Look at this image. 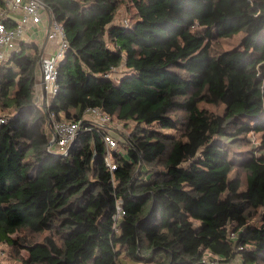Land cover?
Segmentation results:
<instances>
[{"label": "trees", "instance_id": "1", "mask_svg": "<svg viewBox=\"0 0 264 264\" xmlns=\"http://www.w3.org/2000/svg\"><path fill=\"white\" fill-rule=\"evenodd\" d=\"M42 1L69 48L47 111L35 100L39 44L0 63V245L25 248L20 264H126L121 253L209 264L207 251L264 264V0ZM123 5L128 27L114 22ZM241 30L238 48L213 51V37ZM88 107L136 123L114 171L97 127L67 155L47 150L51 113L79 119ZM252 132L259 143L237 153Z\"/></svg>", "mask_w": 264, "mask_h": 264}, {"label": "built area", "instance_id": "2", "mask_svg": "<svg viewBox=\"0 0 264 264\" xmlns=\"http://www.w3.org/2000/svg\"><path fill=\"white\" fill-rule=\"evenodd\" d=\"M40 24H46L47 31V42L39 55L41 84L49 100L44 108L47 111L58 90V66L65 58L69 48L66 30L63 24L54 18L53 14L49 25V13L42 0H0V63L8 60L12 53L20 50L22 43H31L32 36L36 34V28ZM122 24L128 27L129 19L123 18ZM107 76H110V73ZM60 116L57 118L53 113L50 115L48 132L50 142L53 141V145H56L55 150L53 145L50 150L67 155L82 130L97 127L103 132L104 142L108 150L106 164L111 171L117 169V163L112 152L118 150L120 153L126 154V148L129 145L127 142V147L119 148V138L127 140L123 137L125 135L122 132L117 131V129H121L124 122L114 120L101 107H88L79 119H69L62 114ZM5 121V115H0V123ZM124 213V205L119 200L117 201L113 225L116 231H118V219ZM204 261L209 264H243L240 258L226 260L210 251H207Z\"/></svg>", "mask_w": 264, "mask_h": 264}, {"label": "rangeland", "instance_id": "3", "mask_svg": "<svg viewBox=\"0 0 264 264\" xmlns=\"http://www.w3.org/2000/svg\"><path fill=\"white\" fill-rule=\"evenodd\" d=\"M124 7H122L121 10H119L115 16V23L117 22H122L123 18H129L131 20L132 17V12L133 9L132 7H129L127 5H123ZM246 35V32L244 30H241L237 33H235L233 36L231 37H213L212 38V48L214 52H220V51H225V50H232V49H236L240 46V43L243 39V37ZM126 69L124 68V66H119V68L117 67L116 69H113V71H111L110 73L112 74V78L118 79L120 78L124 73H125ZM110 77V76H109ZM199 105L201 107H206L214 112L217 113H222L223 109H224V105L220 104V105H215L213 103H209V102H205V101H201L199 103ZM7 112V111H6ZM5 111L0 110V115H5ZM172 114H178L181 115L183 113H172ZM136 123L135 122H129V123H125L122 125L121 129H117V131L125 133V134H130L131 130H133V128H135ZM154 126L157 127V125L155 124ZM164 133L166 134H170V135H176L177 134V129L174 128H162L159 127ZM259 134L257 133H250L249 134V138L252 141V145L249 146H240V145H236L234 146V149L237 150L238 152H241L240 150H245V149H250L251 146H255L259 143ZM240 146V147H237ZM53 149H56V145L52 146ZM244 148V149H241ZM236 171L239 170H234L233 171V176L236 173ZM241 175V177H244V172L240 171L239 173ZM24 233H20V232H16L13 234V237L15 238H20L22 236H24ZM26 257H28V251L25 248H22L20 246H12L9 245L8 243H3L0 245V264H20L21 263V259H25ZM121 258H122V262L126 263V264H155L154 261V257L151 256L149 257L150 261L146 262V261H141V262H135L132 259L128 258L125 254L121 253Z\"/></svg>", "mask_w": 264, "mask_h": 264}, {"label": "crops", "instance_id": "4", "mask_svg": "<svg viewBox=\"0 0 264 264\" xmlns=\"http://www.w3.org/2000/svg\"><path fill=\"white\" fill-rule=\"evenodd\" d=\"M31 42H35V43L39 44V46H40L41 49H42V47H44L45 43L47 42L46 24H40L36 28V34L32 36ZM48 46H49V44H48ZM116 68H114V69H116ZM124 68H125V66H124ZM110 77H112V74L111 73H110ZM35 100H36V103L38 105L42 106L43 108L45 106H47V104L49 102L48 96L46 95V92L43 90V87H42V84H41L40 67H39L38 76H37V88H36V97H35Z\"/></svg>", "mask_w": 264, "mask_h": 264}, {"label": "water", "instance_id": "5", "mask_svg": "<svg viewBox=\"0 0 264 264\" xmlns=\"http://www.w3.org/2000/svg\"><path fill=\"white\" fill-rule=\"evenodd\" d=\"M47 11H48V13H49V25H50V23H51V20H52V14H51V10L49 9V7H47ZM53 141H51V142H49V144H48V147H47V150L48 151H51L50 150V147L53 145ZM72 145H74V143L72 144ZM55 154H58V155H62V154H59V153H57V152H55V151H53ZM69 153V152H68ZM67 153V154H68ZM62 156H64V155H62Z\"/></svg>", "mask_w": 264, "mask_h": 264}]
</instances>
